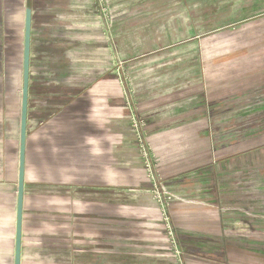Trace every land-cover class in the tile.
<instances>
[{"label": "crops", "instance_id": "0c3cea01", "mask_svg": "<svg viewBox=\"0 0 264 264\" xmlns=\"http://www.w3.org/2000/svg\"><path fill=\"white\" fill-rule=\"evenodd\" d=\"M45 1L49 9L45 15L51 18L45 26L53 30L63 2ZM116 2L106 0L111 21ZM70 3L76 11L77 26L95 28L93 31L100 28L97 23L102 21L94 0ZM203 5L197 0L188 3V11L195 16L188 26L194 46L205 42L203 33L211 27L206 15L208 4L201 10ZM24 11L20 18L22 49ZM33 15L31 9L20 264H54L53 256L64 244L70 264H80V67L76 76L66 74L60 83L54 73L31 72ZM91 15L90 23L85 18ZM46 44L54 47L58 41L51 39ZM194 60L202 69L195 72V81L204 88L195 86L180 95L175 101L177 109L168 107L171 104L167 105L164 97L149 99L135 87L125 93V99L113 89L109 111L119 134L112 138L109 168L114 171L108 181L113 187L108 191L113 197L117 192L142 195L136 201L131 198L119 204L111 199L108 205L94 203L92 207L108 208L111 214L118 204L124 205L130 209L126 212L130 217L139 214L142 219L163 222L156 213L163 200L157 202L149 194L143 195L145 191L151 193L154 183L146 177L137 138L124 133L131 129L133 115L144 124V138L156 178L168 197L174 240L183 264H264V62L256 61L259 66L255 72L243 75L244 85L238 83L241 88L234 93L214 94L210 88L218 80L215 76L220 79L215 86L223 91L222 76L209 72L208 57ZM20 104L21 88L6 86L3 81L0 264H14ZM231 131L235 132L228 135ZM163 224L160 233L152 228L146 234L168 244Z\"/></svg>", "mask_w": 264, "mask_h": 264}, {"label": "rangeland", "instance_id": "374dc122", "mask_svg": "<svg viewBox=\"0 0 264 264\" xmlns=\"http://www.w3.org/2000/svg\"><path fill=\"white\" fill-rule=\"evenodd\" d=\"M57 1L63 3L54 18L56 27L50 30L45 26L51 19L45 15L47 2L31 0L35 21L31 72L54 73L60 83L66 74L76 76L80 67V264H179L167 235L168 244L146 234L152 228L160 233L163 222L148 221L139 214L130 217L126 215L130 209L119 206V201L140 200L142 194L117 192L113 197L108 191L113 187L108 181L114 171L109 168L112 138L119 134L109 111V97L116 89L125 99L124 92L131 93L135 87L149 99L164 97L166 104H171L168 107L177 109L175 101L180 95L195 86L204 88L194 77L202 71L194 59L204 56L210 60L209 72L221 75L225 83L220 92L215 86L220 79L215 76L218 80L210 90L234 93L241 88L243 75L255 72L256 61L264 62V0H197L204 4L201 10L208 4L206 15L211 23L203 33L205 42L197 46L188 30L195 18L188 11L189 0H117L114 18L106 22L94 0L102 21L96 31L77 26L71 0ZM24 5L25 0H0V87L5 81L6 86L21 88L20 18ZM240 8L244 11L238 12ZM91 17L85 19L90 22ZM51 39L58 44H46ZM261 126L264 128V123ZM124 133L135 135L132 127ZM144 193L154 199L153 194ZM111 199L119 203L111 214L108 208L92 207L94 203L108 205ZM66 252V244L56 250L54 264H70Z\"/></svg>", "mask_w": 264, "mask_h": 264}, {"label": "water", "instance_id": "95a60500", "mask_svg": "<svg viewBox=\"0 0 264 264\" xmlns=\"http://www.w3.org/2000/svg\"><path fill=\"white\" fill-rule=\"evenodd\" d=\"M30 32H31V0H25L14 264H20L21 222H22L24 162H25V144H26V123H27V100H28V86H29Z\"/></svg>", "mask_w": 264, "mask_h": 264}, {"label": "built area", "instance_id": "2783aa9c", "mask_svg": "<svg viewBox=\"0 0 264 264\" xmlns=\"http://www.w3.org/2000/svg\"><path fill=\"white\" fill-rule=\"evenodd\" d=\"M96 1L98 3L99 9L101 10V15L104 19V22H106L110 18L108 5L103 0H96ZM124 95H125V92H124ZM130 122H131V127L135 131V136L138 141V148L144 160V165L146 169V177L152 180V182L154 183V188L150 192L151 194H153V197L157 202H160L161 200H163L164 207L162 206L161 203L159 204L160 216L165 225L166 235L171 241L173 253L178 258L179 264H182L181 262L182 254L174 240V227L171 221L170 212H168L169 210L167 209L166 201H168V199L163 195L161 183L156 178L152 160L149 154L148 144L144 138V133H143L144 124L142 121H140L138 118L134 117L133 115L130 118Z\"/></svg>", "mask_w": 264, "mask_h": 264}]
</instances>
